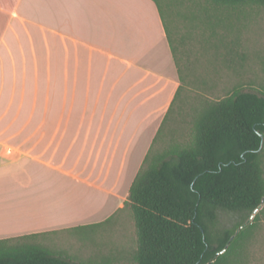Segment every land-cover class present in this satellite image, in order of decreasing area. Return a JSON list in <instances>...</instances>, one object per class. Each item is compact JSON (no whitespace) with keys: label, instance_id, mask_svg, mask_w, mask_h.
<instances>
[{"label":"crops","instance_id":"1","mask_svg":"<svg viewBox=\"0 0 264 264\" xmlns=\"http://www.w3.org/2000/svg\"><path fill=\"white\" fill-rule=\"evenodd\" d=\"M179 87L153 0H0V240L123 229Z\"/></svg>","mask_w":264,"mask_h":264},{"label":"trees","instance_id":"2","mask_svg":"<svg viewBox=\"0 0 264 264\" xmlns=\"http://www.w3.org/2000/svg\"><path fill=\"white\" fill-rule=\"evenodd\" d=\"M153 1L180 87L126 203L136 227L135 264H249L247 232L254 225L236 232L264 202V95L239 89L221 100L200 97L186 138L155 152L182 100L185 80L166 22L167 8L164 1ZM206 1L216 7H264V0ZM221 211L242 216L236 230L216 232ZM42 235L1 239L0 264H81L41 244Z\"/></svg>","mask_w":264,"mask_h":264},{"label":"rangeland","instance_id":"3","mask_svg":"<svg viewBox=\"0 0 264 264\" xmlns=\"http://www.w3.org/2000/svg\"><path fill=\"white\" fill-rule=\"evenodd\" d=\"M160 1L167 8L166 22L185 84L184 104H176L155 152L186 138L192 109L200 97L221 100L239 89L264 95V7H216L206 0ZM125 210L123 229L114 228L112 222L99 228L44 234L38 241L76 263L135 264L137 235L129 207ZM251 216L236 234L254 225L247 232L248 263L264 264V202ZM241 218L219 212L216 232L236 230Z\"/></svg>","mask_w":264,"mask_h":264},{"label":"water","instance_id":"4","mask_svg":"<svg viewBox=\"0 0 264 264\" xmlns=\"http://www.w3.org/2000/svg\"><path fill=\"white\" fill-rule=\"evenodd\" d=\"M260 207H261V206H260ZM260 207H259V208H260ZM257 211H258V210H256V211L253 213V215L251 216V219L254 217V214H255Z\"/></svg>","mask_w":264,"mask_h":264}]
</instances>
